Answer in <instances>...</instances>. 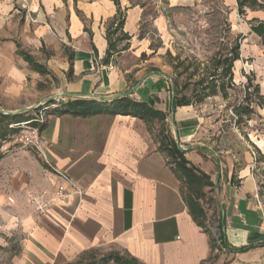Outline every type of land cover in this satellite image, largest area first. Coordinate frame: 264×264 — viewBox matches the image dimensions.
I'll list each match as a JSON object with an SVG mask.
<instances>
[{
  "label": "crops",
  "instance_id": "0c3cea01",
  "mask_svg": "<svg viewBox=\"0 0 264 264\" xmlns=\"http://www.w3.org/2000/svg\"><path fill=\"white\" fill-rule=\"evenodd\" d=\"M119 1L126 15L123 31L131 38L127 50L104 64L106 28L117 11L112 0H0V20L27 9L36 20L24 26L30 41L58 54L53 66L58 87L51 98L95 100L101 106L87 116L49 111L41 127L49 161L83 192L77 208L72 199L45 215L35 212L27 195L50 187L42 159L33 148L2 142L0 250L7 251L17 236L9 264H75L96 252H116L138 264H264V220L257 200L263 202L250 171L251 155L233 170L229 158L223 162L200 143L204 119L196 108L171 111L172 79L151 62L149 40L139 38L142 7ZM190 1L168 0V6ZM242 18L240 59L234 67L245 61V76L264 94V9H246ZM164 24L163 16L155 21ZM120 97L165 113L166 128L187 150L186 158L211 177L225 242L213 260L211 238L193 221L182 182L159 151L154 130L150 133L139 117L110 111Z\"/></svg>",
  "mask_w": 264,
  "mask_h": 264
},
{
  "label": "rangeland",
  "instance_id": "374dc122",
  "mask_svg": "<svg viewBox=\"0 0 264 264\" xmlns=\"http://www.w3.org/2000/svg\"><path fill=\"white\" fill-rule=\"evenodd\" d=\"M133 1L143 4L138 31L149 40L151 62L171 77L175 91L179 96H186L204 119L200 143L223 162L229 158L233 170L240 169L244 158L250 154V171L264 203V109L255 108L256 114L240 124L235 123L233 113V107L244 98L245 61L233 68L234 86L227 90V99L216 95L196 102L201 87L195 82L202 74L211 72L213 65L226 56L233 44H242L240 23L243 18L237 12L236 0H192L173 8L168 6V0ZM160 16L165 18L163 28L155 25ZM4 17L0 20V112L31 114V110L49 102L58 87L53 71L58 54L50 49H37L30 41L28 31H24L27 20L32 22L27 12L20 10ZM20 52L30 54L49 73L34 72ZM158 130L159 127H155V134ZM201 202L206 209L208 228L212 230L218 218L215 189L211 192L206 189ZM17 244L15 236L5 247L7 251L0 250V264H9ZM93 254L99 260L107 253Z\"/></svg>",
  "mask_w": 264,
  "mask_h": 264
},
{
  "label": "trees",
  "instance_id": "16d2710c",
  "mask_svg": "<svg viewBox=\"0 0 264 264\" xmlns=\"http://www.w3.org/2000/svg\"><path fill=\"white\" fill-rule=\"evenodd\" d=\"M64 2L66 0H63ZM76 2V0H73ZM117 8L116 15L109 22L106 28V40L107 50L106 55L103 59L104 64H108L111 58L119 54L120 51L128 49V41L130 36L123 31L125 22V10L120 7L119 0H112ZM132 5H139L143 8V4L136 3L130 0ZM237 12L239 15H243L246 9H264V0H236ZM139 38H143L139 34ZM124 43L123 46L120 45ZM23 60L31 67V69L40 74H48L47 68L36 62L35 59L26 52H20ZM72 58H70L71 60ZM240 59V46L238 43L233 44L222 60H218L213 65L212 71L202 76L195 82L196 86L201 87L198 92L196 102L200 103L207 97L220 95L223 99L228 98L227 90L234 86L233 68L236 61ZM246 84L242 85L244 98L241 100L238 106L233 107V113L236 117V124H240L243 119L249 120L254 114L255 108L264 109V94H261L259 86L254 84L250 77H247ZM175 84H172V102L171 111L173 112L178 107L191 106V102L186 96H179L178 92L175 91ZM50 100L47 103H52ZM53 110H60V112L71 113L75 115L87 116L95 114L101 110L100 103L95 100H74L70 102L60 103L59 106ZM52 111V110H50ZM112 113L132 115L143 119L148 125L149 132L155 134V127H159L157 134H155L156 141L158 142V149L167 158L169 164L172 167L175 175L182 182V196L184 202L189 210V213L193 221L203 229L211 238V249L212 255L210 260H213L216 256L214 254L215 244L212 238V232L208 228L207 214L201 200L206 196L207 191L215 189L214 183L211 181V177L193 165L187 158V150L180 148L179 143L174 138L173 134L166 128V117L167 115L163 112L156 111L148 106L146 103L134 101L128 97H120L112 102L110 107ZM36 109L25 113L5 114L0 112V147L2 142L10 140L18 130L10 128V125L29 121L34 117ZM2 152H0V158ZM231 183L235 184L234 175L231 177ZM218 208V206H217ZM219 213V212H218ZM217 229L219 232V239L222 247L225 248V242L221 233V221L218 217ZM246 247L240 249L246 250ZM75 264H138L136 260L129 259L116 252H109L103 255L99 260L91 258L86 262H77Z\"/></svg>",
  "mask_w": 264,
  "mask_h": 264
},
{
  "label": "built area",
  "instance_id": "2783aa9c",
  "mask_svg": "<svg viewBox=\"0 0 264 264\" xmlns=\"http://www.w3.org/2000/svg\"><path fill=\"white\" fill-rule=\"evenodd\" d=\"M22 4L26 0H21ZM31 21L34 20L26 9ZM96 61V59H95ZM52 103H44L37 106L34 117L25 122L10 125V128L18 130L7 143V146H19L22 148H33L41 157L43 163V172L49 176L50 187L43 190L32 191L27 195V204L38 214L45 215L48 210L54 206L66 207L70 205L72 199L76 200V208L82 201L83 192L68 173L54 166L48 159L45 148L47 146L41 138V127L45 124L47 114L64 102V98L53 97ZM12 202V199H8ZM257 205L262 209L264 220V203L257 200ZM209 227V226H208ZM211 229V228H210ZM215 244L214 254L223 250L219 239V232L216 228L210 230Z\"/></svg>",
  "mask_w": 264,
  "mask_h": 264
}]
</instances>
